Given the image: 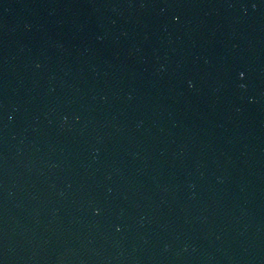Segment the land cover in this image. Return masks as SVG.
Masks as SVG:
<instances>
[{"label":"water","instance_id":"1","mask_svg":"<svg viewBox=\"0 0 264 264\" xmlns=\"http://www.w3.org/2000/svg\"><path fill=\"white\" fill-rule=\"evenodd\" d=\"M0 264H264V0H0Z\"/></svg>","mask_w":264,"mask_h":264}]
</instances>
